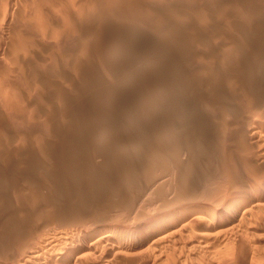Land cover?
<instances>
[{
    "label": "rangeland",
    "instance_id": "1",
    "mask_svg": "<svg viewBox=\"0 0 264 264\" xmlns=\"http://www.w3.org/2000/svg\"><path fill=\"white\" fill-rule=\"evenodd\" d=\"M4 2L18 7L8 25ZM0 17L2 252L37 229L85 245L81 263L105 231L135 241L106 264H223L243 237L264 254V201L234 226L216 217L264 176L245 130L264 132V0H0ZM17 89L26 121L10 114ZM206 212L216 242L197 254ZM182 214L180 240L155 262L154 239L132 230Z\"/></svg>",
    "mask_w": 264,
    "mask_h": 264
},
{
    "label": "bare ground",
    "instance_id": "2",
    "mask_svg": "<svg viewBox=\"0 0 264 264\" xmlns=\"http://www.w3.org/2000/svg\"><path fill=\"white\" fill-rule=\"evenodd\" d=\"M8 1V0H7ZM19 2V1H18ZM2 4V3H1ZM9 5V6H7ZM19 5V4H18ZM1 7H4V9L10 7L7 11H10V15L7 14L8 17H6V21H7V25L8 23L11 21L10 19H12L11 15H13V13L15 12V9L18 10V7L16 6V4L14 2H11V4H8V2H4ZM11 10H13V12H11ZM3 11V10H2ZM6 11V10H5ZM19 12V11H18ZM190 14V13H189ZM181 15V14H180ZM5 16V15H4ZM4 16H1L2 18H4ZM188 16V15H187ZM186 16V17H187ZM191 16V15H190ZM212 16V14L210 15ZM0 17V18H1ZM200 18V17H199ZM5 20V19H4ZM231 20V19H230ZM235 20V19H234ZM5 21V22H6ZM15 21V19H14ZM4 22V23H5ZM3 23V22H2ZM30 26V25H29ZM72 27V25L70 26ZM20 28V27H19ZM211 28V27H210ZM30 33V32H29ZM21 35V34H20ZM20 35L18 37H20ZM10 36V35H9ZM12 36V35H11ZM22 36H24L22 34ZM25 38V37H24ZM221 38V37H220ZM22 39V38H21ZM8 40V39H7ZM19 40V39H18ZM24 41V40H23ZM17 43V42H16ZM15 43V44H16ZM20 44V43H19ZM192 45V44H191ZM11 46V45H10ZM22 49H26V45L24 43H21ZM206 46V45H205ZM2 46L0 45V49ZM18 48V47H17ZM19 48H21L19 46ZM188 49V47H186ZM21 49V50H22ZM40 49V48H39ZM190 49V48H189ZM13 50V48H12ZM17 50V49H16ZM1 51V50H0ZM4 51V50H3ZM2 51V52H3ZM18 51V50H17ZM23 51V50H22ZM21 51V52H22ZM20 52V53H21ZM13 53V52H12ZM9 53V54H12ZM23 53V52H22ZM18 54V52L16 53V55ZM6 55V54H5ZM242 55V54H241ZM13 56V55H12ZM20 56V54H19ZM19 56H16L17 59L15 61V65L17 66L16 68L18 69V72L21 71V73L19 75H21V78H25L27 80V72L25 71L27 67H24L25 70L22 69L23 63L22 60L20 61L18 59ZM11 57V56H10ZM9 57V58H10ZM4 58V57H3ZM8 58V59H9ZM14 59V58H13ZM11 59V60H13ZM22 59V57H21ZM14 61V60H13ZM11 62V61H10ZM12 63V62H11ZM13 64V63H12ZM25 64V63H24ZM17 72V73H18ZM18 75V76H19ZM4 78V77H3ZM20 78V79H21ZM0 80H3L0 77ZM5 80V79H4ZM3 80V81H4ZM2 81V82H3ZM5 82V81H4ZM39 82V81H38ZM1 83V81H0ZM7 84V83H6ZM10 85V84H9ZM2 87H10V86H3ZM17 88V87H16ZM8 89V88H6ZM13 89H15L13 87ZM18 90V91H17ZM14 95V98L9 99L10 102V114L12 115V119L14 117V120H23V111H24V105L28 102L27 96L24 93H22L23 91H21L20 89H17ZM24 90V89H23ZM7 92V90H5ZM9 91V90H8ZM13 93V91H12ZM7 95V94H6ZM6 97V96H5ZM4 98V97H3ZM250 98V97H249ZM5 99V98H4ZM12 100V102H11ZM255 101V100H254ZM259 101V100H258ZM8 102V101H7ZM8 102V103H9ZM28 104V103H27ZM30 104V103H29ZM254 106V105H253ZM25 108H27L25 106ZM254 108V107H253ZM28 109V108H27ZM9 110V109H7ZM26 111V110H25ZM26 114V113H25ZM59 114V113H58ZM6 115V114H5ZM26 116V115H25ZM231 116V115H230ZM27 117V116H26ZM26 117H24V121H26ZM261 117V116H260ZM33 121V120H32ZM46 121V120H45ZM264 122V121H263ZM255 124V123H254ZM251 124H249V126L245 129L246 130V136H248L251 140H254L255 142H258V145L260 147V149L257 151V161L264 166V132L262 131V127H260L261 125H259V127L257 126H250ZM247 126V124L245 125V127ZM243 127V126H242ZM20 128V127H19ZM241 128V127H240ZM2 129V128H1ZM4 129H2V131L0 130V144H4L5 139H7V134L5 133ZM238 132V131H237ZM244 132V131H243ZM245 133V132H244ZM16 135V134H15ZM20 135V134H19ZM19 138H22V135L18 136ZM247 137V138H248ZM101 138H103L101 136ZM100 138V142H102ZM9 139V138H8ZM240 139V138H239ZM18 140V139H17ZM8 141V140H7ZM7 143V142H6ZM25 144H27L26 142H24ZM15 144V143H14ZM24 144V145H25ZM20 145V144H19ZM23 145V144H22ZM8 146V145H7ZM10 146V145H9ZM8 146V147H9ZM17 147V145H15ZM165 146V145H164ZM5 147V146H4ZM11 147V146H10ZM103 148V147H102ZM6 149V148H5ZM19 149V148H18ZM140 149V148H139ZM257 149V148H256ZM157 150V149H156ZM155 150V151H156ZM159 150V149H158ZM20 151V150H19ZM18 151V152H19ZM137 151V150H136ZM160 154V153H159ZM4 155V154H3ZM154 155V153H153ZM172 155V154H171ZM155 156V155H154ZM161 156V155H160ZM256 156V155H255ZM147 157V156H146ZM150 157V156H148ZM254 159V157H252ZM152 161V158H144L142 160V164L145 163H149ZM159 163V162H158ZM256 163V162H255ZM258 164V163H257ZM144 166V165H143ZM262 169V168H261ZM264 170V169H262ZM144 174V173H143ZM264 175V174H263ZM178 177V176H177ZM243 178V177H242ZM247 178V177H246ZM75 181V180H74ZM253 181V179H252ZM239 182V181H238ZM259 183H257V185H254V187H247V189L243 190V193L237 194L235 197H233L230 201V203L226 206V208L224 207V211L222 214H218L216 217L220 219V221H218V224H227L226 220L228 222H233V226L235 225L234 222L235 221H239V219H242L244 217H249L248 215V211H249V207L252 206H256L258 204H260L259 202L264 201V176L260 178V180L258 181ZM175 183V182H174ZM253 183V182H252ZM251 185V184H250ZM253 185V184H252ZM237 186V185H236ZM243 186V185H242ZM244 187V186H243ZM237 188V187H236ZM235 189V188H234ZM171 191V190H170ZM189 191V189H188ZM187 191V192H188ZM194 192V191H193ZM190 194V193H189ZM187 195V194H186ZM181 196V195H180ZM231 196V195H229ZM257 196V197H256ZM232 197V196H231ZM260 197V198H259ZM163 198V197H162ZM228 198V197H226ZM202 202V201H201ZM199 203V202H198ZM263 203V202H262ZM43 204V203H42ZM220 204V203H219ZM195 205V204H193ZM197 205V204H196ZM263 205V204H262ZM185 206V205H184ZM191 206V205H190ZM264 206V205H263ZM186 207V206H185ZM189 207V206H188ZM192 207V206H191ZM214 207V206H213ZM216 207V206H215ZM214 207V208H215ZM221 207V206H220ZM180 208V206H179ZM197 208V207H196ZM195 208V209H196ZM202 208V207H201ZM206 208V207H205ZM213 208V209H214ZM217 208V207H216ZM257 208V206H256ZM262 208V207H261ZM182 209V208H181ZM208 209V208H206ZM218 209V208H217ZM222 209V208H221ZM252 211L254 212V208L252 207ZM264 209V207H263ZM262 209V210H263ZM183 210V209H182ZM181 210V211H182ZM204 210V209H203ZM219 210V209H218ZM186 211V210H185ZM205 211V210H204ZM208 212H210L209 210H206ZM256 211V210H255ZM179 212V211H178ZM193 212V211H191ZM208 212H206V214H208ZM213 212V211H212ZM208 214L206 216V219L204 220V222H201V225L199 227V231H194L192 234V244H194V250L195 253L199 254L202 253L204 251H209L214 249V243L216 242V238L214 237V233L213 230L214 228H217V226L215 227L213 221L214 219V215L215 213ZM170 213V212H169ZM197 213V212H196ZM194 213V214H196ZM204 213V212H203ZM255 214L258 215V213L255 212ZM254 214V216H255ZM170 215V214H169ZM193 215V213H192ZM199 215V214H198ZM205 215V213H204ZM188 216V215H187ZM185 214L182 215H178L176 218H173L172 216H167L165 218H161L159 217V220H155L156 222L152 223L149 227V232L144 231L145 229L142 228L140 230L136 229V230H132L135 231L133 233V238L134 236H137V233L139 234H149V236H151L152 239H154L157 248H158V252L157 256L158 258L155 259L156 260H160L161 259V255L160 254H164L165 249L167 247H169L170 243H173L172 245H175L176 243H178V239L180 236V231L174 230L175 226L178 225L179 223H181L182 220H184ZM195 217V216H194ZM197 217V216H196ZM202 217V216H201ZM258 217V216H256ZM193 218V217H192ZM216 218V219H217ZM254 218V217H253ZM259 218V217H258ZM190 219V218H189ZM202 219V218H201ZM204 219V218H203ZM250 219V218H249ZM257 219V218H254ZM264 219V217H263ZM150 220V219H149ZM193 220V219H191ZM195 220V219H194ZM245 220V219H244ZM242 220V221H244ZM251 220V219H250ZM260 220V219H259ZM189 221V220H188ZM197 221V220H196ZM194 221V222H196ZM200 221V220H199ZM257 221V220H256ZM261 222H263L262 220H260ZM194 222H190L195 224ZM215 222V221H214ZM226 222V223H225ZM258 222V221H257ZM38 223V222H37ZM178 223V224H176ZM245 223V221H244ZM145 224V223H144ZM176 224V225H175ZM182 224L185 223L183 222ZM240 226L242 225L241 223H239ZM247 226L248 224L245 223ZM198 225V224H197ZM228 225V224H227ZM258 227L259 225L256 224ZM101 226V225H100ZM183 226V225H182ZM182 226H178L179 228H182ZM221 226V225H220ZM230 226V225H229ZM186 227V226H185ZM195 227V225H194ZM219 227V226H218ZM228 227V226H227ZM253 227V226H252ZM146 228V227H145ZM187 228V227H186ZM196 228V227H195ZM193 228V229H195ZM224 228V226H223ZM230 228V227H229ZM237 228V227H236ZM242 228V227H241ZM9 229V228H8ZM28 229V228H27ZM134 229V228H133ZM148 229V227H147ZM193 229H191L193 231ZM222 229V228H220ZM219 229V230H220ZM248 232L249 228H246ZM17 230V229H16ZM35 231L37 229H34ZM185 230V228L183 229V231ZM189 230V229H188ZM187 230V231H188ZM6 231V229H5ZM18 231V230H17ZM20 231V230H19ZM23 231V230H22ZM30 231V230H29ZM35 231H33L32 235L28 233H24L23 235L21 234V236L18 237L17 240H15L13 247L11 248V251H1L0 250V258L3 260L2 264H106L108 261L107 259H111L110 261L116 260L119 257L124 256L125 254L127 255V253L125 252L126 249H128L129 247H132L135 243L134 239H132V237H123V238H119L118 235L113 232V231H105L104 234L100 237V242H97V244L95 245L94 248V253L93 256L96 258H91L92 261L87 260L88 262L81 263V258L80 257V252L82 250H84L85 245L82 244H78L80 242H78L77 244L64 237V235L61 234H49V235H33L35 233ZM186 231V232H187ZM221 231V230H220ZM223 231V230H222ZM258 231V230H256ZM225 232V231H223ZM241 232V231H240ZM243 232V231H242ZM241 232V233H242ZM250 232V231H249ZM262 233H264V224L262 225V230L260 231ZM46 233V232H45ZM50 233V232H49ZM53 233V232H52ZM61 233V232H60ZM184 233V232H183ZM227 233V232H226ZM14 234V233H13ZM182 234V232H181ZM251 234V233H250ZM259 234V233H258ZM31 235V236H30ZM101 235V234H100ZM132 235V233H131ZM184 236V234H182ZM186 235V234H185ZM252 235V234H251ZM250 235V236H251ZM256 235V232L253 236ZM122 236V235H121ZM258 236V235H257ZM140 236H138L137 239H139ZM144 237V236H142ZM185 237V236H184ZM15 238V237H14ZM16 238H17V234H16ZM141 238V237H140ZM230 238V237H229ZM244 238V237H243ZM242 238V239H243ZM241 238H237L238 243L236 246H232L233 248H230V253L225 254L226 251H223V253L225 254V256H223V260L225 263L223 264H250L251 261H255V260H263L264 261V254H259L258 251H256L255 249L249 247L248 245L246 246V244L244 245L243 241L239 242ZM241 239V240H242ZM245 239V238H244ZM106 243V248L105 250L101 251L100 253L97 252V246H99L101 242ZM180 240V239H179ZM9 241V240H8ZM150 241V240H149ZM189 241V239H188ZM230 241V240H229ZM232 241V240H231ZM1 242V241H0ZM153 242V241H152ZM191 242V241H190ZM247 242V241H246ZM181 243V242H180ZM229 243V242H228ZM236 243V242H235ZM255 243V242H254ZM12 244V243H11ZM87 245V244H86ZM182 245V244H181ZM9 246V245H8ZM93 246V245H92ZM101 246V245H100ZM155 246V245H154ZM180 246V244L178 245ZM264 246V244H263ZM2 247V246H1ZM94 247V246H93ZM175 247V246H174ZM87 248V246H86ZM92 248V247H91ZM102 248V247H100ZM154 248V247H153ZM171 247H169L170 249ZM181 248V247H180ZM228 249V248H227ZM153 250V249H152ZM190 250V249H189ZM225 250V249H224ZM191 251V250H190ZM219 251V250H218ZM89 252V251H88ZM130 252V251H129ZM175 252V251H174ZM131 253V252H130ZM139 253V252H138ZM167 253V252H165ZM182 253V252H180ZM89 254V253H88ZM132 254V253H131ZM173 254V253H172ZM91 255V254H90ZM168 255V253L166 254V256ZM217 255V254H216ZM162 256H165L162 255ZM91 257V256H90ZM164 258V257H162ZM169 258V257H168ZM167 258V259H168ZM83 259V258H82ZM166 259V258H165ZM164 259V260H165ZM175 259V258H174ZM220 260V259H219ZM107 261V262H106ZM142 261V260H141ZM221 261V260H220ZM2 262V261H1ZM115 262V261H114ZM113 262V263H114ZM147 262V260H146ZM160 262V261H159ZM164 262V261H163ZM162 262V263H163ZM186 262V261H185ZM217 262V261H216ZM109 263V262H108ZM111 263V264H113ZM143 263V262H142ZM167 263V260H166ZM218 263V262H217ZM126 264V263H125ZM128 264V263H127ZM159 264V263H157ZM165 264V262H164ZM205 264V263H204ZM254 264V263H251ZM259 264V263H257Z\"/></svg>",
    "mask_w": 264,
    "mask_h": 264
}]
</instances>
